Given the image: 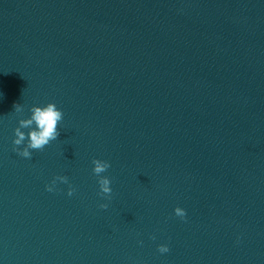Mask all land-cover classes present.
Masks as SVG:
<instances>
[{"label": "water", "instance_id": "1", "mask_svg": "<svg viewBox=\"0 0 264 264\" xmlns=\"http://www.w3.org/2000/svg\"><path fill=\"white\" fill-rule=\"evenodd\" d=\"M0 264H264V0H0Z\"/></svg>", "mask_w": 264, "mask_h": 264}, {"label": "clouds", "instance_id": "2", "mask_svg": "<svg viewBox=\"0 0 264 264\" xmlns=\"http://www.w3.org/2000/svg\"><path fill=\"white\" fill-rule=\"evenodd\" d=\"M14 111L20 114L18 126L14 129L13 139L14 151L20 156L31 158V150H43L46 145L56 140L59 136L58 124L63 119V112L56 106L55 102L50 101L45 105H33L30 110L31 114L27 117L23 116V107L20 103L14 104ZM24 129L28 131L26 132ZM21 145L23 147H18ZM93 165V172L98 177L100 195L107 196L110 199V194L112 193L111 180L108 176L101 175L111 166L110 162L94 158ZM57 181L68 183V177L63 175L54 177L51 183L46 185V189L50 192L54 191ZM74 191L75 189L70 186L68 195L71 196ZM100 207L107 208L108 205L101 203ZM175 214L182 219L186 217L185 209L179 206L175 208ZM158 249L161 253L169 251L166 244L158 245Z\"/></svg>", "mask_w": 264, "mask_h": 264}]
</instances>
